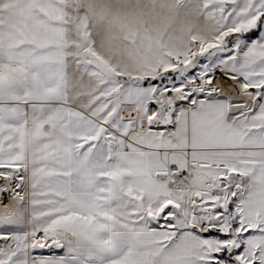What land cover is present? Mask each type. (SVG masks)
Listing matches in <instances>:
<instances>
[{
  "label": "snow or ice",
  "instance_id": "snow-or-ice-1",
  "mask_svg": "<svg viewBox=\"0 0 264 264\" xmlns=\"http://www.w3.org/2000/svg\"><path fill=\"white\" fill-rule=\"evenodd\" d=\"M0 264H264V0H0Z\"/></svg>",
  "mask_w": 264,
  "mask_h": 264
}]
</instances>
